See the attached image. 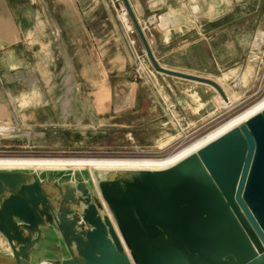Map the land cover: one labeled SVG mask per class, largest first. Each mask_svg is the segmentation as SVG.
Here are the masks:
<instances>
[{"label":"water","instance_id":"water-1","mask_svg":"<svg viewBox=\"0 0 264 264\" xmlns=\"http://www.w3.org/2000/svg\"><path fill=\"white\" fill-rule=\"evenodd\" d=\"M0 264H264V109L163 170L0 169Z\"/></svg>","mask_w":264,"mask_h":264},{"label":"crops","instance_id":"crops-1","mask_svg":"<svg viewBox=\"0 0 264 264\" xmlns=\"http://www.w3.org/2000/svg\"><path fill=\"white\" fill-rule=\"evenodd\" d=\"M129 2L138 20L156 16L157 24L145 36L162 68L213 80L218 63L212 37L226 16L227 0ZM103 5L104 0H0V84H28L33 78L31 83L48 85L58 79L50 69H70V57L93 114L89 129L130 134L135 144L144 147L170 140L173 129L165 126L168 107L188 121L206 120L217 97L215 90L159 73L153 86L136 81L133 59L109 6ZM52 24L58 29L53 31ZM30 68L39 69V76L34 70L28 75ZM12 73L18 74V80H9ZM11 109L0 103V117L17 116ZM6 129L0 127V132Z\"/></svg>","mask_w":264,"mask_h":264},{"label":"rangeland","instance_id":"rangeland-1","mask_svg":"<svg viewBox=\"0 0 264 264\" xmlns=\"http://www.w3.org/2000/svg\"><path fill=\"white\" fill-rule=\"evenodd\" d=\"M227 2L229 7L227 13L225 12L226 16L219 22L217 35L212 37L216 46L214 60L218 63V69L211 75L222 90L224 89L225 95L230 97L226 89L232 92L241 108L214 120L219 117L218 111L222 108V99L216 91L217 97L212 109L205 116L207 121H188L186 116L168 107L165 126L173 129L170 140L159 142L155 146H138L130 134L123 136L119 132L102 133L97 129H89L88 121L92 122L94 118L89 111L88 96L79 84V70L75 69L74 62L69 57L70 69H50L51 74L58 79L54 78L48 85L31 83L35 81L33 78H30L28 84L19 81L0 84V103L8 105L17 114L0 117V127L7 128L0 132V160L159 161L175 155L215 130L221 123L257 104L264 97V0ZM104 4L106 9L109 6L111 11H108L133 59L134 79L153 86L158 73L148 58H144V49L130 18V28H125L118 18L112 0H104ZM138 22L144 34H147L157 24V18L153 15ZM50 28L54 31L58 26L52 24ZM53 39L60 40V37L54 35ZM33 70L39 76L40 70L37 68H30L27 74H33ZM19 71L15 70L14 73ZM15 78L18 80V74L13 76L12 73L9 80ZM87 89L90 92L89 87ZM25 98H28L27 101H24ZM31 113L33 115L24 116ZM5 123H10L11 126ZM96 124V121L90 124L91 128ZM163 143L167 146L161 145Z\"/></svg>","mask_w":264,"mask_h":264},{"label":"bare ground","instance_id":"bare-ground-1","mask_svg":"<svg viewBox=\"0 0 264 264\" xmlns=\"http://www.w3.org/2000/svg\"><path fill=\"white\" fill-rule=\"evenodd\" d=\"M127 22V18L124 19ZM224 90V89H223ZM225 92V91H224ZM230 97L226 95L230 104H222V109L228 111L229 109L236 108L238 105L236 103V97L226 89ZM226 94V93H225ZM221 105V104H220ZM264 109V97L257 104L243 111L235 117L221 123L215 130L209 134L203 136L199 140L195 141L191 145L184 147L175 155L165 158L163 160L149 159L144 161H131V160H115V161H31L27 160H12V159H1L0 169H49V170H66V169H83L87 168L89 170H112V171H137V170H163L167 169L176 163L180 162L187 156L196 152L200 148L204 147L213 140L219 138L229 130L243 124L246 120L257 114Z\"/></svg>","mask_w":264,"mask_h":264},{"label":"built area","instance_id":"built-area-1","mask_svg":"<svg viewBox=\"0 0 264 264\" xmlns=\"http://www.w3.org/2000/svg\"><path fill=\"white\" fill-rule=\"evenodd\" d=\"M112 3L114 4L115 6V9H116V12H117V15H118V18L119 20H121V22L123 23L124 27L127 28L129 27L130 28V23H129V20H128V13L126 11V8L122 2V0H112ZM127 18V22L124 21V19ZM135 31V30H134ZM136 32V31H135ZM144 58H147L145 52L143 54ZM140 68H143V67H140ZM222 99V98H221ZM221 103L222 104H225V105H228L230 104L229 101H228V98H227V101H224V100H221ZM223 106V105H222ZM238 108H241V105L239 104L236 108H233V109H229L228 111H225L223 110L222 108L218 111V116L219 117H216L214 120H216L217 118H220V117H224L226 116L227 114H231L233 113L234 111H236ZM210 123H207V125H209ZM206 125V126H207ZM195 133V132H194Z\"/></svg>","mask_w":264,"mask_h":264}]
</instances>
